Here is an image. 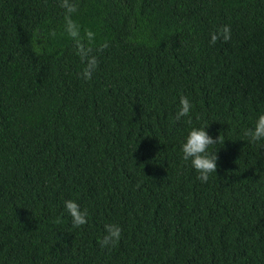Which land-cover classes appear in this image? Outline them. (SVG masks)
<instances>
[{
  "label": "trees",
  "instance_id": "1",
  "mask_svg": "<svg viewBox=\"0 0 264 264\" xmlns=\"http://www.w3.org/2000/svg\"><path fill=\"white\" fill-rule=\"evenodd\" d=\"M76 2L91 80L60 0H0V264H264V142L243 134L264 112V0ZM182 95L221 136L207 183L182 159Z\"/></svg>",
  "mask_w": 264,
  "mask_h": 264
},
{
  "label": "clouds",
  "instance_id": "2",
  "mask_svg": "<svg viewBox=\"0 0 264 264\" xmlns=\"http://www.w3.org/2000/svg\"><path fill=\"white\" fill-rule=\"evenodd\" d=\"M60 7L64 10L63 31L71 39L75 46V53L84 63L81 76L84 80H91L93 74L99 67V58L93 54V46L96 45V33L90 29H82L75 19L79 8L76 0H60ZM228 41L231 38L229 25H224L210 34V43L215 44L217 40ZM107 47V44H100L99 49ZM194 110V103L188 96L182 95L179 99V108L175 113V120L180 121L187 118V135L181 143L182 159L190 162L191 167L198 173L197 179L202 183L209 181L210 175L217 172L218 150L214 146L221 142V136L214 138L208 131L207 124H194L191 113ZM250 143L264 142V112L260 113L253 123V126L243 132ZM64 211L71 217L73 228H79L88 222L89 212L82 208L74 199L63 201ZM123 234L122 226L118 223L105 225V234L99 243L102 248L112 249L121 241Z\"/></svg>",
  "mask_w": 264,
  "mask_h": 264
}]
</instances>
